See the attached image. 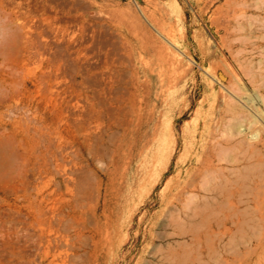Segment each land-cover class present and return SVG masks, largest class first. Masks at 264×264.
I'll use <instances>...</instances> for the list:
<instances>
[{
    "label": "rangeland",
    "instance_id": "374dc122",
    "mask_svg": "<svg viewBox=\"0 0 264 264\" xmlns=\"http://www.w3.org/2000/svg\"><path fill=\"white\" fill-rule=\"evenodd\" d=\"M0 4L60 158L0 180V264H264V0Z\"/></svg>",
    "mask_w": 264,
    "mask_h": 264
},
{
    "label": "bare ground",
    "instance_id": "6f19581e",
    "mask_svg": "<svg viewBox=\"0 0 264 264\" xmlns=\"http://www.w3.org/2000/svg\"><path fill=\"white\" fill-rule=\"evenodd\" d=\"M0 8L4 15L8 14L10 17H12L13 13L4 9L3 5H1ZM11 20L13 21L14 17ZM22 34L23 33L20 32L19 37L20 39L21 38L26 39V41L24 40L26 44L22 47V50L21 48H19L20 50H18L17 52L20 53H16L17 54V55L15 54L16 56H14V53L12 54L4 53L0 55V117L5 116V114H9V112L11 111L12 112L16 111L18 113L16 117L13 119L12 125L10 127L8 125L4 127L5 130L4 132L9 131L8 134L13 136L14 141L9 139V137L5 135L0 137V180H6L17 176H22V174L26 175L25 173L26 170L17 172L15 165L17 164L16 162L18 160L16 158L18 156L23 158V161L20 162V164L22 165H27L28 163L32 162L33 159L30 154H33L32 156L36 155L35 154L36 152L35 150L37 149L36 145L41 143V140L44 141L43 145L45 148V152L43 151L44 153L42 154L44 163L50 164L51 162L54 163L60 162V158L58 157V154L55 152V149H58V147L57 148L53 147L52 140L49 137L48 138L45 137L46 136L45 131L40 130L37 127L31 125V118L29 117L28 112L32 110L33 107L32 101L29 99L23 101L20 100L21 98L19 97L20 95H25L26 91H30V89L27 87L28 84L27 82L29 80H25L22 83L23 84V89H22V87H19L21 81H18L16 79L17 74H22V65L25 64L26 61L30 59L31 56L29 54V47H30V44L28 43L29 40L26 35L24 36ZM43 78H44V74H42L41 77H38L36 80L41 81L43 80ZM16 98H18L19 101L18 105H14L11 102L14 101ZM4 107L6 108L3 110ZM64 111H66L65 108L61 110L60 114L64 113ZM56 117L59 118L61 116L58 115ZM53 122H51V124L48 126L49 129L52 127ZM10 140L12 141V143ZM16 142L18 144H16ZM88 146L89 149L92 150V146L90 145V143H88ZM21 149H23L24 152H20ZM208 150H210V148H208ZM34 161L36 164L39 163L37 158ZM25 175L23 177H25ZM3 191L4 189L2 190V192ZM194 236L196 238H199V234L197 233H195ZM184 247H182V249H185ZM198 260L200 261V264H204L206 261L203 259V257L201 259L199 257ZM201 260L203 262H201Z\"/></svg>",
    "mask_w": 264,
    "mask_h": 264
}]
</instances>
